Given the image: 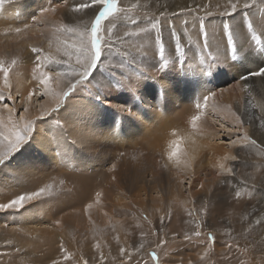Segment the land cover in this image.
Masks as SVG:
<instances>
[{"label": "rangeland", "instance_id": "374dc122", "mask_svg": "<svg viewBox=\"0 0 264 264\" xmlns=\"http://www.w3.org/2000/svg\"><path fill=\"white\" fill-rule=\"evenodd\" d=\"M31 1L33 2L34 0ZM125 1L130 6L126 5V3L121 0H118V5L121 7H131L133 4L138 5L137 8L129 13V16L134 17L137 23L133 24L127 19L117 23L116 28L113 30V37L123 36L125 32L137 33L131 37L125 38L123 43L118 42L108 61L104 62L102 59L97 72L93 74L95 79L90 77L91 83L86 87H78V90L71 99V103H68V108H70L73 101H77L73 104L81 102L80 110L77 112L78 114L75 113L76 111L72 112L73 110L67 112L70 116L61 114L62 118H64L61 119L60 125H57L51 118H49V122L47 123L37 121V126L39 128L36 126V131L33 133V140L29 144H26L27 149H21L11 160L7 161L5 168H0V201L2 200L0 203L10 201V198L13 196L16 197L38 190L41 185L34 187L33 181H36L37 178L44 173L50 174L51 176L60 174L73 175L77 171L96 173L105 171L107 168L111 167V165H107V158H110L109 155L111 153L107 149V125L104 123L106 119H100V122L103 123V126H100L98 120L93 118L89 113L92 112L89 106L91 103H101V101H104L103 97L107 99V94L112 90L117 91V102L119 101L120 103L122 99L127 102L124 93L129 83L135 80V78H138V75H141L139 74L140 72H158L160 70L159 68L164 64L161 61L159 53V43L156 41L157 35L162 36L164 60L174 63L172 65H176L179 75L185 68L187 70V66H185L187 60L190 62L188 64V70H191L186 77L185 73H182L181 76H179V80H188L187 82H192L193 87L197 86L196 89L200 91V93L202 89L206 88L209 93L215 91L217 96L214 102H218V104L226 98V93H231L233 95L232 110L236 111L237 114L241 116V119L246 122L240 130L241 133L244 129H247L249 135L257 140L258 144L264 140V129L259 128V121H254L253 126L247 123L251 117L264 115V112H262L259 106L253 108L249 105V95L248 92L244 90L245 82L240 79V77L247 72L255 70L258 67H264V55L261 54V46L256 45V42L252 40V30L247 27V21L240 15V10L238 9L237 13L234 14V18L223 15V5L226 4V0H189L176 6H173L172 3L169 4L170 0ZM22 2L25 3L27 0H11L4 5ZM79 2L80 0H69L68 3H61L60 0H43L40 3L34 2L30 8L32 14L27 18L28 20L25 19V21L21 19L13 22L14 25L11 27L13 29L17 27L24 28L25 24H29L31 26L29 29L34 30V32L30 34L34 39H31L32 37L28 36L29 34L26 33V31H23V35L19 33L20 35L18 37H16V33L12 31H10L11 34L5 36L11 40L17 38V45L19 48H22L21 51L23 52V55L16 58L17 64L13 66L14 68H12L10 72V76L12 75L10 78H12L13 91L17 88V90H20L19 93L24 95L37 83L34 79V65L32 62V53L30 51L32 46L43 47L46 53H51L53 56L59 57L63 54L64 50L62 42L67 40L71 43V41L75 39L73 33L57 31V28L61 27L63 24L69 23L70 19L75 20L82 16L85 19L90 18V9L85 10L84 13H75L71 10L72 5ZM241 3H243V0H241ZM262 3H264V0H257V3L246 11L249 12L247 20L253 22L256 35L261 41H264V34H262V30L259 27L261 20H264V7H261ZM154 5L156 8L153 7ZM53 6H57L55 12H46L42 14V9L51 8ZM185 8L191 10L181 11ZM205 10L212 14L210 16L205 15ZM22 13L24 14L25 12ZM173 13H175V15ZM36 17L40 19L39 21L36 20L35 27H33ZM200 20L203 21L205 28L209 32L210 47L207 49L201 48L203 37L199 31ZM125 21L130 24L125 25ZM156 21H159V24L157 28L154 29L151 27V23ZM185 21H187V24H185ZM225 22L233 26L234 40H236L238 48L240 41L244 39L243 34H247V39L251 42L253 47L248 48L246 45L247 52L250 53H246V58L235 62L230 59L225 60L223 55L224 49L227 47V36L223 31ZM136 26L145 28L147 32L150 33V49H146V51L142 53L152 55L149 59H155V65L151 66V68H145L141 65L144 61H147L145 58L142 56L137 58L141 50L136 46L135 39L140 37L142 33L138 32L139 28ZM172 26H175V32L172 31ZM179 30L183 32L181 39L177 35ZM177 37L180 39L179 42L182 46L180 51L176 50ZM23 42L24 44H22ZM167 43L172 44L170 47H167ZM17 45L16 48H14V52H19ZM151 47L154 49L151 50ZM125 52L128 53L126 57L124 55ZM209 53H211V55H209ZM220 54L223 58L217 56ZM104 55L108 56V53L106 52ZM215 58H218L219 63L214 64V66L209 69V64L213 63ZM111 59L113 62H111ZM121 62L124 63L123 69L113 67L114 65H119ZM199 64L201 68H197ZM9 65H11L9 60L4 62L5 67ZM164 66L168 67L167 64ZM20 68L26 69L25 72L22 74L16 73V69ZM195 68L197 70H195ZM193 70L202 73V75L205 74L207 79L202 82L198 79H194V77L188 78V76L194 72ZM19 76L20 79H23L24 84L18 86V88L14 80L19 79ZM121 76L124 78L121 79ZM199 82L200 84L198 85ZM260 83L259 78H254L252 102L257 105L264 104V94H262L259 89ZM29 84L30 87L27 86ZM133 85H135V83ZM51 86L57 87L54 88L57 91L62 87V85H57L55 81L52 82ZM134 88L138 89V86H134ZM236 93H238L237 97L234 96ZM13 94L15 96L17 92H13ZM97 95L101 98L98 99ZM192 96L191 94H186L183 98L193 99L195 96ZM43 100L44 97L40 99L34 97L33 104L35 107L30 109V115L32 117L36 115H32L31 113H35V111L38 112L40 108L39 103L40 101L42 103ZM156 101H158V96L155 98V102ZM52 107H55V100ZM105 108L107 114L114 115V110L107 108V106ZM152 108V106L149 107V109ZM180 110L181 108L172 110L174 112L172 116L176 115ZM198 112L201 113L204 118H207L206 109H202V112L199 110ZM226 113L231 114L229 111ZM22 114L23 113H21L18 108L15 115L19 116ZM53 115H56V113H53ZM73 116H76V118ZM94 117L101 118V116ZM177 117L178 115L173 118L177 120ZM4 119L7 121V113H4ZM64 119L68 121L72 120L71 122L76 121L75 126L78 130H76V132L74 131V133V128L70 127ZM232 120L233 122H231V124L228 117L223 121L229 125H233L236 122L234 118ZM53 125L55 126L54 128ZM162 129L163 126H160L155 130L154 135L161 134ZM70 132L74 133V135L72 136ZM222 132H225L221 133L220 136L224 141L222 146H224V149H231L233 156H237L236 160L230 158L226 166V168L231 167L233 173L229 174L223 169L218 168L211 177L207 175L208 172L212 175L211 171L208 169V166H205L207 169L202 171L204 172V176L199 178L195 176V179L193 177L191 180L185 173L181 172L180 174V171L174 169L173 172H177V174L183 178V180L179 182L178 187H181L184 195L188 196L193 193V197H189L186 200L182 201L180 199L176 200L175 198H171V190L173 188L171 185L174 186L177 182L170 181V179L173 178L171 175L174 174L171 172L173 167L170 165L167 166L160 151L158 152L157 160L161 165L158 176V180L161 181L159 182L157 180V183L150 185L149 188L140 184V187H136L128 196L130 200L118 202L107 198V200H103L101 203L99 201L96 202L94 200V195L97 191L96 186L94 184H89L84 188L81 187V195L90 191L91 199H81L82 201L78 202L74 207L67 208L54 216L55 221H57L67 214H78L74 218L68 217L66 219L62 230L59 231L62 235L59 233L54 234L55 238H57V241H54V243L57 244L56 246L59 248L60 243L63 242L64 247L72 254V259L68 261L63 260V253L61 250L56 251L57 249L55 247L53 249L45 246L40 247L38 243L36 245L33 243L35 239H29L25 234H20L19 231H21L23 226L19 221L28 216L27 214H23L27 205H25L23 209L12 210L8 222L5 220L8 212L4 213V211H0V264H52L53 260L60 261V264H79L82 259L88 260L89 264H101L99 260L100 251H102L105 256L103 264H155L150 255L153 251L158 254L160 264H189V262H191V264H242V262L243 264H264V223L259 225L255 223L258 218H264V152H261L260 149L255 147L245 149L240 143L233 145L228 141L234 139L237 133L233 132L229 134L224 130ZM53 134L55 136L59 135L60 137L55 142H52L50 138ZM64 135H68V140L70 142L64 139ZM83 135H88L84 142L80 140ZM227 135H229V137ZM40 138L42 140L45 139L43 144L42 141L39 140ZM71 142H74V144ZM67 143H71L74 146L75 153L66 152L69 147L66 145ZM112 143L115 142L113 141ZM143 145L147 146L145 139H143ZM57 146H59V148H57ZM61 150L66 160L64 164L60 162ZM99 154L103 155L102 158L98 157ZM160 154L161 158L159 157ZM35 157L38 158L35 160ZM26 160H29V162L35 161L32 165L35 171L27 168L28 162L26 163ZM219 172H221V174H219ZM34 175L36 177L32 179ZM29 179L32 180L26 183L28 186H24L22 189H16L17 184ZM147 180H150V177H148ZM164 184H166V186H164ZM201 184L204 185L203 188L200 187ZM2 186L8 187L9 191L16 190L21 192L14 193L10 198L4 195L1 197V194H3ZM150 188L152 189L151 191ZM235 191L240 192L239 197H235ZM65 194L66 195H62L64 198L77 195L70 194L69 190H66ZM60 195V193L59 196L56 194V197H53L52 200L56 202L57 199L61 197ZM214 202H218L219 206L214 208ZM88 203L93 204L91 209H86ZM134 203H144L147 207L152 208V206H154L159 209L158 211H153L152 214L145 211L137 213L135 208H141L139 205L133 206ZM124 204L130 205L132 208ZM205 206L207 212L201 211V208ZM28 210L31 211L30 215H34L31 208H28ZM189 211L192 212L191 216L188 215ZM145 217H147V219H145ZM161 218H163V221ZM197 224L202 226L200 230L205 235L200 238H194L192 241H185L183 239L184 233H192L184 232L182 227H193L192 229L196 230ZM42 227L44 226H39V228ZM56 230L57 229H55V231ZM7 231L10 232L6 234ZM208 233H212L216 237V243L213 245L209 255L205 257L204 260H201L200 256L207 247ZM117 237L119 238L118 240ZM60 239L63 241H58ZM164 240H167V243L163 244L161 247H157V244ZM97 243L100 244L99 250L95 247ZM141 243L144 245L143 249L136 251ZM227 243H232L233 247L228 248L226 246ZM121 247L127 248L128 252L133 254L131 260L120 255L119 249ZM17 249H19V251H17ZM23 253H29V255L24 256ZM38 255H43V259L38 260ZM225 257H227V259H225Z\"/></svg>", "mask_w": 264, "mask_h": 264}, {"label": "bare ground", "instance_id": "6f19581e", "mask_svg": "<svg viewBox=\"0 0 264 264\" xmlns=\"http://www.w3.org/2000/svg\"><path fill=\"white\" fill-rule=\"evenodd\" d=\"M42 1L43 0H34L32 2L31 0H27V2L25 3L23 2L13 3L9 5H3L2 7H0V62H2L3 64L8 60L11 62L12 59H16L18 58V56L23 55V52L21 51L22 48H19L17 45L18 44V41L16 40L17 38L11 40L5 37L6 35L11 34L10 30H14L13 28H11L14 25L13 22L16 20H21V19L25 20L29 18L32 14V10H30L32 4L34 2L40 3ZM121 1L126 3L125 0H121ZM170 1L169 4L172 3L173 6H176L181 3H184L185 1L187 2L189 0H170ZM126 5L130 6L128 3H126ZM155 5L153 6L154 8H156ZM22 12L25 13L23 14ZM35 24H36V19L35 22L33 23V27H35ZM124 24L128 25L130 23L125 21ZM136 27L139 29L141 28L140 26L139 27L136 26ZM25 31L26 33L29 34L28 36H30V34L34 32V30H31L29 28L26 29ZM138 32L140 31L138 30ZM21 33L23 35V32ZM140 33H142V35L135 39L136 46L138 47L139 50H141L137 58H139L140 56L145 58L147 61H144L141 65L145 68H151V66L155 65V59L154 58L149 59V57H151L152 55H147V53H142L145 52L146 49H150L149 48L150 33L147 31ZM19 35L20 34L16 33V37H18ZM177 35L181 39V36L183 35L182 30H179V33ZM30 37H32L31 39H34L33 36ZM22 44H24V42ZM171 44L167 43V47H170ZM16 45L19 48V52H14V48H16ZM153 49L154 48L151 47V50ZM217 56L223 58L221 54ZM111 62H113L112 59ZM189 63H190L189 60H187V64L185 65L187 66V70L185 68V70L182 72L185 73V77L191 70V69L188 70ZM172 64L174 63H172L171 61H167L168 67L162 65L161 68H159L160 70L158 72L147 71V73H142L139 71L140 72L139 74L141 75L140 76L138 75V78H135V80L129 83V86L127 87L124 93L127 102L124 99H122L120 103L119 101L117 102L116 99L117 91L112 90L107 94V99L103 97L104 101H101V103L98 104L91 103L92 105L90 104L89 107L92 110V112L89 111L88 112L92 115L93 118L98 120V124L100 126H103V123L100 122V119H106L104 123L107 125V149L111 153L109 155L110 158L109 159L107 158V165L109 164L111 165V167L107 168L105 171L96 172V173L77 171L73 175L60 174L56 176H51L50 174L47 173L40 175L36 181H33L34 187L37 185H41V187H43L47 184H51L52 185L51 194L42 196L41 198L27 202L25 204L27 206L23 214H27L28 216L24 217L23 220L19 221L20 223H22L23 226L21 228V231H19L20 234H25L29 239H35L33 240V243L35 245L38 243V246L40 247L45 246L51 249L55 247L57 249L56 251H59L60 247L58 248L56 246L57 244L54 243V241H57V238H55L54 234L59 233L60 235H62L59 231L62 230L63 225L66 222V219L68 217L74 218L78 214L70 213L65 215L59 220L60 224L58 225L54 223L55 221L54 216L66 210L67 208L69 209L74 207L78 202L82 200L91 199L90 191L84 195H81V187L84 188L89 184H94L97 188V191L94 195V200L96 202L99 201L101 203V201L103 202V200H107V198H110V200L112 201L116 200L118 202L119 201L125 202L126 200H130L128 196L133 192V190L136 187H140V184L149 188L150 185H154L155 183H157L160 172L159 168H161V165L157 160L159 151L161 152L162 157L164 158L163 160L166 162L167 166L170 165L171 167H173L171 172L174 174L171 175L173 178H171L172 180L170 179V181L171 182L176 181L177 184L174 186L171 184L169 185L173 187L171 190L172 191L171 198H175L176 200L178 199L182 201L186 200L189 197H193V193H191L188 196L184 195V192L181 190V187H178L179 182H181L183 178L180 175H178L177 172L175 171L173 172L174 169L180 171V174L181 172L185 173V175H188L187 177H189V179L191 178L192 180L193 177L195 179V176H198V178L204 176V172L202 171L203 170L205 171V169H207V167L205 168V166H208V169L211 171L212 174L210 175V173L208 172L207 175L212 177L214 171L220 168L219 166L221 164H224L225 167L228 165L229 159L231 158V156H233V152L231 149L227 150L224 149V146H222L221 141H223V139L220 138V136L221 133H225V132H222L223 129H220L218 124H214L213 121L220 118L219 121L220 123L225 124V128L230 126L223 120L226 117H228L230 120V124L231 122H233L232 115L226 113L227 111H229V106H231L232 109L233 95L231 93L229 94L226 93V98L222 100V102L219 101L221 102L219 104L218 102L217 103L214 102L215 99L208 101V106L206 109L207 118L206 117L204 118L203 115L198 112L199 110L200 112H202V109H204L203 106L200 109H197L196 105L198 103H201L203 96L209 94V92L206 90L207 88L202 89L200 93V91L196 89L197 86L193 87L192 82L190 81L187 82L188 80L187 81L179 80L180 78L179 76H181L182 73L180 72L181 74L179 75V71H177L176 65L174 66ZM197 68H201L200 64L197 66ZM25 70L23 68L16 69V73L22 74L23 72H25ZM195 70L197 69L195 68ZM195 70H193L194 72H192L188 76V78L194 77V79H198L202 82L205 79H207L205 74L202 75V73H199L198 71ZM14 82L16 83V87L22 86L24 84V81L23 79H20V76L19 79L14 80ZM132 83L133 84L135 83V85H133ZM162 84L163 87H161ZM199 84L200 82L198 83V85ZM27 86L30 87V84ZM134 86H138V89H135ZM53 88H57V87H53ZM13 92H17V88H15ZM186 94H191L193 95L192 97L194 96L195 97L193 99L189 98L190 100L185 97L183 98V96ZM237 94L238 93H236V95L234 96L237 97ZM157 96H158V101L155 102V98ZM71 101L72 100H70L69 102L71 103ZM75 101L72 102L70 108H68L70 103L66 105L65 108L61 110V114L66 115L68 111L71 112L72 110H73L72 112L76 111L75 113H77L80 110L81 102L73 104ZM42 103L44 104L45 107H52L54 103V99L52 97H44ZM39 106H41V101L39 103ZM106 106L107 108L114 110V115L106 113V108H105ZM117 106L129 108L131 112L136 113V115L133 116L130 115L129 113H122L118 111ZM150 106H152L153 108L149 109ZM176 108H181V110L178 111L176 115H174V116L178 115V117L176 118L177 120H175L173 118L174 116H172V113H174L172 110H176ZM31 114L37 116L38 112L35 111V113L32 112ZM197 114L201 115V119L197 121L196 128H193L191 124V117ZM94 116H101V118ZM73 117L76 118V116ZM73 122L76 123V121ZM160 126H163L161 134L154 135L155 130H157ZM54 127L55 126L53 125V128ZM76 130L78 129L75 126L73 132L74 131L76 132ZM173 132H175V135H173ZM74 133H71V135L73 136ZM217 133H220V135H217ZM227 136L229 137V135ZM87 137L88 135H83L80 140L84 142V140H86ZM50 138L52 139V142H55L60 137L59 135L55 136L53 134V136ZM143 139H145L147 146L143 145ZM39 140L42 141V144L45 142V139L42 140L40 138ZM174 140L181 141L179 159L182 161V163L180 164V166H176L173 163V161L168 159L170 145L171 142ZM113 141L116 144L112 143ZM66 145L69 146L66 151L67 153H75L74 146L71 143L69 144L67 143ZM57 148H59V146H57ZM26 149L27 146L22 148V150H26ZM161 154L159 155V157L161 156ZM102 156L103 155L99 154L98 157L102 158ZM37 158L38 157H35V160ZM186 159L189 160V166L187 167L183 163V161ZM34 162L35 161L29 162V160H26L27 168L29 170L35 171V169L32 167ZM112 165H115L114 170L112 169ZM219 174H221V172H219ZM35 177L36 176L34 175L32 179H35ZM113 177H115V179H113ZM148 177H150V180H147ZM32 179L17 184L16 189H22L24 186H28L26 183L31 181ZM164 186H166V184H164ZM66 190H69L70 194H77V195L64 198L62 195H66L65 194ZM151 190L152 189L150 188V191ZM16 192H21V191H16V190L9 191L8 187L2 186L3 194H1V197L4 195L10 198ZM59 193L61 194L60 195L61 197L57 199L56 202L55 200H52L53 197H56V194L57 196H59ZM97 193L102 194L99 197L98 201L96 196ZM14 198L15 197L13 196L10 199H14ZM0 202H2V200ZM218 202L217 203L214 202V208L219 206ZM124 205L127 207L130 206L126 204ZM136 205H139L141 208V209H137L134 207L137 213L141 211L143 212L145 211L152 214L153 211H158L159 209L158 207H154V206H152V208L147 207V205H145L144 203H138V204L134 203L133 206ZM28 208H31V210L34 212V215H30L31 211H29ZM11 211L12 210L4 211V213L8 212L5 218L7 222L10 220ZM39 226H44V227L39 228ZM192 228L193 227L190 228L188 226L182 227L184 232H189V233H193L195 231ZM55 229L57 230L55 231ZM8 232L10 231H7L6 234H8ZM58 241H63V240L60 239ZM23 254L24 256L29 255V253H23ZM37 259L42 260L43 255H38Z\"/></svg>", "mask_w": 264, "mask_h": 264}, {"label": "snow or ice", "instance_id": "6c2138e0", "mask_svg": "<svg viewBox=\"0 0 264 264\" xmlns=\"http://www.w3.org/2000/svg\"><path fill=\"white\" fill-rule=\"evenodd\" d=\"M8 0H0V7H2ZM61 3H68L69 0H60ZM257 0H226V4L223 5L224 11L223 15L233 17L237 13L238 9L240 10V15L247 21V27L252 30V40L256 42V45L261 46V54L264 55V41H261L256 35V30L253 28V22L247 20L249 12L246 11L250 9L252 5H255ZM57 6L51 8L42 9V14L46 12H55ZM137 4L131 5V7H121L118 5V0H80L79 3L73 4L71 10L75 13H84L85 10H91V16L88 19H85L83 16L75 20H69V23L63 24L61 27L57 28V31H64L67 33H73L75 39L69 43V41H63L64 50L63 54L59 57L53 56L51 53H46L43 47L32 46L30 51L32 53V62H33V72L34 79L36 80V85L26 94L21 95L19 90L14 96L13 94V84L10 78V72L12 67L17 64L16 59H12L11 65L5 67L2 62H0V168H5L7 161L11 160L12 157L18 153L26 144H29L33 140V133L36 131L37 121L40 122H49V118L52 121H55L57 125H60L62 118L61 110L69 103L73 95L78 90L79 86H87L92 79H95L93 75L94 72L98 70L99 64L102 62H107L113 49L116 44L123 43L125 38L131 37L136 33L125 32L123 36L113 37V30L116 28L117 23L127 19L133 24H136L137 21L134 17L129 16V13L133 9L137 8ZM219 7V6H218ZM261 7H264V3L261 4ZM191 9L185 8L181 11H189ZM163 14V13H162ZM175 15V13H173ZM212 13L205 10V15H211ZM39 21V17L35 18ZM159 24V21L152 22L151 27L156 29ZM187 24V21H185ZM31 27L29 24H25L24 28H15V33L19 34L26 29ZM260 29L262 34H264V20H261ZM140 32H146L147 29L140 28ZM172 31L175 32V26H172ZM199 31L203 39L201 41V48L207 49L210 47L209 44V32L205 28V25L202 20L199 21ZM223 31L227 36V47L224 49L223 55L225 60H231L233 62L241 60L247 57L246 45L248 48L253 47L251 42L247 39V34L244 35V39L240 41L239 48L237 47V42L234 40V28L231 24L225 22L223 25ZM7 34V33H6ZM156 41L159 43V53L161 61L164 65L167 64V61L164 60V44L162 41V36L157 35ZM181 44L179 38L177 37L176 41V50H181ZM59 51V49H58ZM108 53V56H105L104 53ZM125 57L128 55L127 52L124 53ZM211 55V53H209ZM218 58H215L213 63L209 64V69H211L214 64H218ZM113 67L124 68V63L121 62L119 65H114ZM124 77L121 76V79ZM254 78H259L260 85L259 89L262 94H264V67H258L255 70L247 72L245 75L240 77L244 83V90L248 92L249 95V105L253 108L259 106L264 112V104L257 105L252 102V90H254ZM55 81L57 85H62L59 91L54 89L51 85ZM163 87V84L161 85ZM99 92V91H97ZM217 93L211 91L208 95L203 96L201 103L196 105L197 109H200L202 106L204 109H207L208 101L215 99ZM43 98V97H52L55 100V107H45L43 103L38 110V115L32 117L30 115V109L34 108L33 99ZM99 99L100 96L97 95ZM11 105V106H10ZM118 111L122 113H129L130 115L135 116L136 113L131 112L129 108L117 106ZM19 108L22 115L16 116L15 113ZM229 112L235 120V124L230 125L225 128L224 123H220L219 119L213 121L214 124H218L220 129L228 132L229 134L236 132L237 135L234 139H230V142L233 145L240 143L243 148L249 149L252 147L260 149L261 152H264V140L259 144L257 140L253 139L247 129H244L241 133V128L243 127L244 120L241 119V116L237 114L236 111L231 109L229 106ZM4 113H7V121L4 119ZM56 113V115H53ZM201 119V115H193L191 117V124L193 128H196L197 121ZM65 120V119H64ZM259 121V128L264 129V115L253 116L247 121L250 126L254 125V121ZM70 127L75 128V123L65 120ZM175 135V132H173ZM220 135V133H217ZM64 139L68 140V135L64 136ZM69 141V140H68ZM70 142V141H69ZM222 143L224 141H221ZM74 144V142H71ZM180 140H174L171 142L170 151L168 153V159L173 161L176 166H180L182 161L179 159L180 152ZM175 158V159H174ZM232 160H236L237 156H231ZM60 162L62 164L66 163V160L63 157L62 150L60 152ZM184 165L189 166V160L183 161ZM221 169L226 171L229 174L233 173L231 167H225L224 164L219 166ZM112 169H115V165H112ZM115 179V177H113ZM190 183V181H189ZM201 188L204 187L203 184L200 185ZM52 185L47 184L43 187H40L38 190L31 191L22 195L16 196L14 199H11L7 203H0V211L7 210H19L25 207L27 202L41 198L42 196L51 194ZM101 193H97V201L101 196ZM235 197L240 196L239 191L234 192ZM93 207L92 203L86 205V209H91ZM201 211L207 212V208H201ZM188 215L191 216L192 212L189 211ZM170 218V217H169ZM147 219V217H145ZM163 221V218H161ZM255 223L257 225L264 223V218H258ZM55 224H60V221H55ZM202 226L197 224L196 230L192 234L185 233L183 239L185 241H192L194 238H200L205 235L201 230ZM175 238V237H173ZM119 238L117 237V240ZM167 240L161 241L157 244V247H161L163 244H166ZM216 243V237L212 233L207 234V247L205 251L200 256L201 260H204L210 253L213 248V245ZM228 248H232V243H227ZM95 247L99 250L100 244L97 243ZM144 245L141 243L136 251L143 249ZM60 250L63 253V260L68 261L72 259V254L68 252V249L64 247L63 242L60 243ZM19 251V249H17ZM119 253L122 257H126L128 260L132 259V253H129L127 248L121 247ZM151 257L155 264H160V258L158 254L153 251L151 252ZM227 259V257H225ZM99 260L101 264L105 261V256L102 251H100ZM52 264H60V261L53 260ZM79 264H89V261L82 259ZM191 264V262H189ZM243 264V262H242Z\"/></svg>", "mask_w": 264, "mask_h": 264}]
</instances>
